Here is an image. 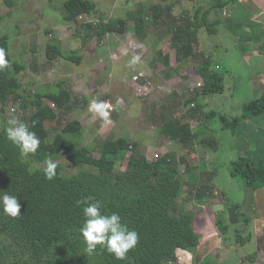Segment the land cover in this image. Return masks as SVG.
Instances as JSON below:
<instances>
[{
	"label": "trees",
	"instance_id": "trees-1",
	"mask_svg": "<svg viewBox=\"0 0 264 264\" xmlns=\"http://www.w3.org/2000/svg\"><path fill=\"white\" fill-rule=\"evenodd\" d=\"M237 1L214 0L208 8L200 5L195 14L187 16L185 20L176 18L172 26L171 46L176 48L178 58L193 55L194 44L199 42L203 27H208L210 34L216 33L218 21L210 22V14L215 8L223 10ZM64 6L65 19L69 22L77 21L82 15L100 20L96 30L92 23L84 24L83 28L87 31L85 45L93 39L94 31L97 36L103 37L127 30L126 19L103 20L98 15L96 3L91 0H67ZM166 11L170 14L171 8L161 9L157 6L151 20L157 25ZM129 16L135 20L137 38L146 40L150 27L146 15L131 11ZM2 21L0 10V26ZM171 23L165 22V25ZM261 47L264 48V43ZM0 48L5 50L7 61V65L0 68L1 107L5 109L12 99L24 100L26 106L32 109L27 124L40 138L36 153L24 157L19 148L6 138L5 127L0 129V191L16 195L20 204V216L16 218L5 215L0 209V264H192L193 251L201 246L207 223L204 210L197 215L188 210H175L174 207V202L184 191L182 167L187 166L189 174L194 171L188 165L187 158L168 153L150 161L140 152L137 142L131 144L125 137L106 140L101 156L96 157L91 148L81 142L85 128L79 119L67 121L51 138L48 123H57L61 117L74 111L78 96L66 81L44 85L35 93L24 94L19 74L26 66L14 60L7 35L0 34ZM46 52L50 61L60 57L78 65L83 61L79 49L64 50L58 41L50 42ZM159 54L168 64L169 54L163 56L161 51ZM199 70L204 86L196 97L224 92V75L213 69L210 58L200 64ZM50 102L55 103L56 107ZM262 112L264 94L244 103L242 115L238 117L211 112L207 118L219 117L223 129L236 132L242 121L259 116ZM158 131L170 140H179L188 147L194 146L195 136L190 124L177 117L166 120ZM45 151L59 161L57 176L52 180L44 176L46 164L34 166L40 162ZM123 151H131V154L125 168L120 169L116 156ZM63 158L88 168L68 175L61 162ZM232 167V175L241 177L246 186L255 189L264 187V167L259 161L241 157L232 162ZM190 177L189 184L194 178ZM211 194L198 189L196 200L199 204H206L211 197H208V202L204 201V197ZM89 196L101 200L104 204L102 211L106 214L118 213L122 222L139 234L138 244L129 250L125 259L117 260L99 245L93 255L85 254V244L79 233L84 218L82 208L76 202ZM234 208L237 214L235 222L249 224L252 221L249 215L241 211L239 204ZM227 213L221 212L216 220L220 233L224 234L229 231L230 222L234 223L228 219ZM215 236L208 239L212 242ZM218 252L215 262L204 259L201 264H227L222 262V250ZM247 259L253 264L258 260V255L252 254Z\"/></svg>",
	"mask_w": 264,
	"mask_h": 264
},
{
	"label": "rangeland",
	"instance_id": "rangeland-1",
	"mask_svg": "<svg viewBox=\"0 0 264 264\" xmlns=\"http://www.w3.org/2000/svg\"><path fill=\"white\" fill-rule=\"evenodd\" d=\"M66 1L67 0H0V10L3 14L0 34L9 37L11 54L14 60L26 66L19 74L23 83L22 92L24 94L35 93L38 88L44 85L66 81L68 79H66V77H71L70 74L74 72L77 73V76L82 74L85 77V80L82 79L80 83H77V86L69 84V88L78 96V105L74 111L61 117L57 123H48L50 137L53 138L55 134L65 126L67 121L79 119L85 128V131L81 135V142L89 146L92 150V154L96 157L101 156V149L106 140H115L119 137H125L131 144L137 142L140 152L150 161L168 153L179 155V157L184 155V157L187 158L188 165L193 167L194 171L189 174L187 166L182 167L181 176L184 181V191L182 196L174 202L175 210L182 209L190 211L189 209H191V212L198 215L199 209L201 208L194 204L199 203L196 201V192L198 189H204L205 191L213 189L211 197H213L212 195L219 196V200L217 199L216 201L223 200L228 209H231L230 207L236 204L243 207L246 201V185L241 177L235 178L232 175V162L241 157H251L247 154L248 147L241 142L238 144L233 140V131L223 129L219 117L207 118V114L211 112H219L221 114L223 112L230 117L240 116L243 112V104L252 98H257L254 97V94L251 92L249 80L247 78L249 75L247 67H244L240 62L234 63L236 56L239 55L237 50L233 49L232 55H226L225 58L223 57V60L222 51L216 49L212 51L215 55L214 63L216 65L213 69L224 75L225 90L222 94H216L211 97L210 107H203L202 118L204 121L207 120L205 123L206 126L204 127V137L213 138L215 142H207V140L203 138V135L198 137L197 144L193 147H188L179 140L176 142L171 141L158 131L160 126L166 121L164 119L162 120L161 115L155 112L156 102L154 100L155 97H151L149 93L151 90L150 83L147 84L143 91H139L134 86L128 85L127 83L117 85L116 81H112L113 77H115L114 75H110V81H108L110 71H108L107 65H114L112 60H106V57L109 56V51H106L109 44H118L117 41L127 43L129 47L123 45L120 52L129 55L130 59L138 55L140 58L142 57L141 59L143 60V56L147 53L146 52L144 55L142 54L145 49H134L136 46L133 44V42H135L134 34L136 31V24L135 20L129 16L131 11L136 12V14L146 15L147 20L150 21L148 30L155 36V33H158V31L162 32L160 30L161 24L158 23L156 25V23L151 20L157 6H160L161 9L171 8L170 14H165L164 20L161 22L164 23L172 20L176 22V18L181 17L185 20L187 16H193L196 9L200 6V3L206 4V7L210 6L211 0H91L96 3L99 9L98 15H100L103 20L107 21L110 18L114 20L119 18L126 19L127 30L125 33L114 32L110 33L111 36L106 35L103 37L97 36L94 31L92 35L93 39L85 46L86 51L84 52L85 57L83 63L78 65L70 61L67 62L64 75H67V73L70 74L64 77L62 76V72H60V75L57 73L60 69L58 70V68L54 67L52 60H46V58L48 59L46 52L47 46L50 42L55 41V39H52L55 35L52 32L53 27L67 26L66 33L68 34L69 41L63 43L65 46H73L69 49L70 51L72 49L84 47V42L87 40V31L83 28L84 24L92 23L96 30L97 24L100 21L82 15L77 21L68 22L65 19L66 9L64 3ZM172 7H177V10L172 9ZM139 11L141 13H139ZM174 11L177 14H174ZM211 15L212 14H210V18ZM95 17L97 18V16ZM158 22H160V20ZM203 28L205 29H202L200 32L202 37H204L206 35L205 33L208 32L207 30H209L208 27ZM162 33V35L167 38L170 36L168 32ZM209 36H211V41L222 43L221 35L209 33ZM39 41L41 44H38ZM32 43L35 44L33 45ZM61 46H63L62 41ZM76 46L78 47L76 48ZM90 47L93 48L92 51ZM133 51L136 52V54L130 56ZM201 58L202 56L199 57L196 62ZM121 60L116 61L118 65H123V63H119ZM220 61L222 64L219 63ZM63 69L61 71H63ZM125 69L130 75L134 72L131 67L126 66ZM136 72L137 70L135 73ZM144 73L145 76L149 78L148 72L144 71ZM131 77L133 79V75H131ZM142 81L145 83L144 79ZM93 99L97 102L107 104L108 107L106 111L109 113L107 120L99 113L89 111V104ZM50 104L53 106L55 103L50 102ZM1 106L0 104V129L6 127L7 121L11 118H18L28 123L32 109L30 106H26L24 100L12 99L5 106V109H2ZM53 107H56V105ZM13 108H15V111ZM166 113H169L167 117L168 120L169 118H174L172 115L176 116L174 113ZM178 117L182 118L180 115ZM253 136L255 135L253 134ZM201 140L205 141L201 143ZM248 145H251V147L253 146L252 150H258L262 146L256 139H253ZM187 148L188 150L186 151L185 149ZM193 150L197 152L195 158H193L192 155ZM200 152L204 156L208 155L211 162L202 160L201 158L203 155H200ZM130 154L131 151H123L116 156L118 168H125L127 158ZM187 155H189V158ZM49 157L54 159V156L49 151H45L40 162L35 163L34 166L45 165V161ZM258 159L261 160L264 159V157H259L256 161ZM61 162L68 175L78 173L80 170L88 168L82 164H74L67 158L61 159ZM259 163L264 166V160L259 161ZM190 176L194 177L191 184H189V181H191ZM210 181H212L214 185H210ZM202 184L204 188H201ZM218 190L224 195L220 192L219 194H215ZM208 197L209 196L204 197L205 202H208ZM211 203L212 202L208 203L209 205L205 207L209 213L206 214L205 217L208 222L207 227L210 230L215 228L219 231V227L216 224V217L213 219V213L215 211L212 206H210ZM219 215L220 213L217 217H219ZM210 216L212 218H210ZM201 219H203V217H201ZM230 223L231 227L226 234L231 232L232 236L244 242L242 251L254 250V242L250 241L251 239L246 240L250 237V228L252 232H255L254 224L250 225L246 222ZM207 236L208 235H206V237ZM217 236L220 237L221 235L215 236V239L212 240L213 244ZM225 236L229 237V235ZM215 249L214 257L208 258L214 262L216 261V254H219L217 248ZM209 251L211 250L207 247L201 246L194 250L193 253H195L193 254L192 264L203 263L204 255ZM247 258H249V256ZM175 264L181 263L178 262Z\"/></svg>",
	"mask_w": 264,
	"mask_h": 264
},
{
	"label": "crops",
	"instance_id": "crops-1",
	"mask_svg": "<svg viewBox=\"0 0 264 264\" xmlns=\"http://www.w3.org/2000/svg\"><path fill=\"white\" fill-rule=\"evenodd\" d=\"M212 1L213 0L210 1V4ZM200 5L205 6L206 4L200 3ZM208 7L205 6V8ZM172 9L177 10V7H172ZM173 13L177 14L175 11ZM165 14L167 15L169 13L166 11ZM165 14H163V16L159 19L161 24L160 30L164 33L168 32L170 35L168 38L162 35L163 33L160 31L155 33V36L149 31L146 40H140L137 38L135 32V42H133V44L138 45L140 49H145V51L142 52L143 55L147 52L144 56L142 55L143 60L141 57L138 63L130 64L129 61L131 59L129 58V55L120 52V49L123 47V45L129 47L127 43L117 41L118 44L111 43L108 45L106 51H109V56L106 57V60L110 59L114 62L113 66L112 64H108L110 67L107 65L108 71H110L108 81H110V75H114L115 77H113L112 81H116L117 85L127 83L128 85L134 86L136 88V83L133 81L131 75H134L136 70V73L139 71H147L149 74V83L151 84V90L149 93L151 94V97H155V112L161 115V119H164L165 121L168 120L167 117L169 113L166 112H170L176 115H172V117H177L181 121L189 123L195 136L194 145L197 144V139L200 135H203V138L207 141L215 142L213 138L204 137V127L206 126L205 123L207 120L204 121L202 116L203 107H210L211 97L215 96L216 94L196 97V95L201 91V88L204 86L203 84L201 86L198 85L199 82L203 83L199 66L207 58L212 60L213 67L216 66L214 63L215 55L212 53V51L215 49L222 51V60L223 57H226V55L231 56L233 49H235L238 51L239 55L236 56L234 63L240 62L242 65H244V67H247L249 73L247 78L249 80L251 92L254 94V97H257L255 99L260 98L264 94V48L261 47L264 43V0H238L236 3L226 6L223 10H213L211 13L212 15L210 22L214 23L218 21L216 24L217 31L215 34L222 36V43H215L211 41L209 30H207L208 32L204 31L206 32V35L202 37L200 34L199 42L194 44L195 48L193 50V55L191 54L187 57L183 56L181 59L177 56L176 48L171 46V38L173 36L172 26L174 25L175 21L172 20L171 22L173 23H171L169 26H166L165 22H161L164 20ZM66 29L67 26L53 27L52 32L55 35L52 37V39H55V41L59 40L58 43L60 46L62 41L63 46H61V48L69 51V49L73 46H65L63 43L65 41H69ZM107 35H110V33ZM90 41L91 40H89L87 44ZM39 43L40 41L38 44ZM32 44L34 45L35 43ZM86 45L84 44V47L79 49L80 55L83 56V60L85 57L84 52L86 51ZM77 47L78 46H76V48ZM90 48L92 51L93 48ZM159 51L163 53V56L169 54L170 61L168 64L165 63L164 59H162ZM133 54L135 55L136 52H131L130 56ZM114 55H116V58L113 57ZM201 56L202 58L196 62ZM46 60L48 59L46 58ZM118 60H121L119 63H123V65H118L116 62ZM67 62H69V60L62 57L52 60L54 67L58 68V70L60 69L57 73L60 75V72H62V76L64 77L69 76L70 74L67 73V75H64L65 65ZM219 63L222 64L221 61ZM126 66L131 67L134 70L131 75L129 72H126ZM62 69L63 71H61ZM70 76L71 77H66V79H69H67L68 81L65 79L68 86L69 84L77 86V83H80L82 79L85 80V77L82 74L77 76L76 72L70 74ZM253 99L254 98L250 99L249 101ZM192 103L195 105L192 106ZM177 113L182 116V118L178 117L179 115ZM233 134L234 141H236L238 144L241 142L248 147L247 154L250 155L252 159L256 160L259 157H264V112L252 119L242 121L236 132H233ZM253 134L255 136H253ZM253 139H256L258 143H261L262 146L260 149L252 150L253 146L251 147V145H248ZM205 140H201V143H203ZM171 141L176 142L178 140ZM185 150L187 151L188 148ZM195 154H197V152L193 150V158H195ZM199 154L203 155L201 152ZM177 156L179 157V155ZM187 156L189 158V155ZM201 159L205 162H211V159L208 158V155H203ZM263 160L264 159H258L257 161ZM197 181L201 182L199 180ZM209 184L214 185L212 181H210ZM201 188H204L203 184ZM212 190L213 189L207 191L208 193H211ZM219 192L222 193L218 190L215 194H219ZM217 199L219 200V196L214 195L210 200V202H212L210 206H212L215 211L213 213V219L216 217L217 220L219 213L227 211L228 219H231L234 222L237 221V214L234 211L235 206H231V209H228L226 203H224L223 200L216 201ZM245 199L246 201L244 202V206H241V211L252 218V221L249 224H254L255 226V232H252L251 228L249 231V235L251 237L250 241L254 242L255 249L242 251V245L244 242L241 239L239 240L232 236L231 232L229 234H224L220 233V231L216 230L215 228L207 230L206 227L203 230V235L208 236L204 237L201 247H207L211 251H209L210 253L208 252L204 255V259L214 257V251L216 250L215 248H217V250H222V262L227 264H251L247 257L252 254L258 255V260H256V262L253 264H258L264 261V187L255 189L246 186ZM208 203L206 205L199 203L194 204L201 208L199 209L200 213H202L204 210L206 214H209L207 209H205V207L209 205ZM189 210L192 211L191 209ZM210 218L212 217L210 216ZM215 235L221 236H217V239L213 244V242H211V240L208 238L214 237ZM225 235H229V237ZM175 263L178 262H171V264Z\"/></svg>",
	"mask_w": 264,
	"mask_h": 264
},
{
	"label": "clouds",
	"instance_id": "clouds-1",
	"mask_svg": "<svg viewBox=\"0 0 264 264\" xmlns=\"http://www.w3.org/2000/svg\"><path fill=\"white\" fill-rule=\"evenodd\" d=\"M139 61L140 57L137 55L133 56L129 63L136 64ZM6 65L5 50L0 48V68ZM107 107V104L93 99L90 101L89 111H95L107 120L109 115L106 111ZM4 131L6 138L19 148L21 156L27 157L29 154H35L40 146V138L34 131L30 130L27 123L18 118L9 119ZM45 164L44 176L47 180H52L57 176L59 161L49 157ZM76 203L82 208L84 218L79 233L85 244V254L93 255L99 245L108 253L113 254L117 260L125 259L129 250L138 244L139 234L135 230L129 229L122 222L118 213L106 214L102 211L104 204L101 200L89 196ZM0 209L5 215L12 218L20 216V204L17 196L6 191H0Z\"/></svg>",
	"mask_w": 264,
	"mask_h": 264
},
{
	"label": "built area",
	"instance_id": "built-area-1",
	"mask_svg": "<svg viewBox=\"0 0 264 264\" xmlns=\"http://www.w3.org/2000/svg\"><path fill=\"white\" fill-rule=\"evenodd\" d=\"M134 49L137 50V49H139V47L136 45L134 47ZM122 50H124V49H122ZM113 57L116 58V55H114ZM143 79H144L145 83L142 81ZM133 81L136 83V89L139 91H143L146 88L147 84L150 82L149 78L147 76H145L144 71H139L138 73H135L133 75ZM198 85L201 86L202 83L199 82ZM194 105L195 104L192 103V106H194ZM53 106H55V104H53ZM13 110L15 111V108H13Z\"/></svg>",
	"mask_w": 264,
	"mask_h": 264
}]
</instances>
